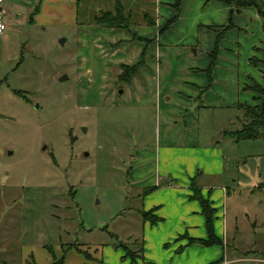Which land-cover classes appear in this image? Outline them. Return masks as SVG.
<instances>
[{
	"label": "rangeland",
	"instance_id": "obj_1",
	"mask_svg": "<svg viewBox=\"0 0 264 264\" xmlns=\"http://www.w3.org/2000/svg\"><path fill=\"white\" fill-rule=\"evenodd\" d=\"M162 1L171 5L159 0L0 3L6 26L0 34V264H65L62 253L70 264L79 258L87 264L106 245L136 263L140 252L133 246L144 233L140 212L158 202L166 206L167 191L177 193L180 208L194 204L184 182L190 196L195 186L217 209L222 246L213 245L220 256L208 264H264V138L235 141L223 134L246 120L236 102H256L242 88L238 95L232 92L226 65L218 67L221 80L212 77L204 103L197 106L174 96L166 100V83L160 80L159 86L145 55L131 53L127 64L119 60L118 53L138 41L132 34L151 28L140 25L154 21L159 6L175 12L180 2ZM184 1L186 19L194 11L212 15L209 0ZM118 3L131 21L130 31L94 21ZM254 20L245 37L233 30L227 39L216 36L212 49L200 42L197 53L210 54L216 44L217 51H227L239 35L237 49H231L237 62L233 72L245 78L253 70L261 85L263 77L246 56L253 42L258 43L253 57L264 58V34ZM160 48L189 55L198 49L188 43ZM140 60L133 75L120 79L123 65ZM145 71L156 74L152 81ZM170 106L174 120L164 115ZM188 149L198 152L189 155ZM165 150L168 157L160 160ZM200 185L208 186L204 194Z\"/></svg>",
	"mask_w": 264,
	"mask_h": 264
},
{
	"label": "crops",
	"instance_id": "obj_2",
	"mask_svg": "<svg viewBox=\"0 0 264 264\" xmlns=\"http://www.w3.org/2000/svg\"><path fill=\"white\" fill-rule=\"evenodd\" d=\"M2 1L3 0H1V2ZM209 1L211 2L212 7L209 8L207 11H209L212 15H206L204 14V11H202V15L199 16L195 14L194 11L193 15L191 17H187V19L185 18V16L181 14L183 8L182 5H184L185 2L184 0L182 1L183 3L181 4V10H180V2H181L180 0L178 6V12H176V8L174 12V9L172 8L167 9L166 6H163V8L159 6L157 9L158 12L157 18L155 16L154 23L152 25L150 24L140 25V27L142 26L143 27L145 26L146 28L151 27L149 30L139 35L141 37L152 38V41L146 46V48L144 42L135 41L134 46H131L135 48L130 47L129 50L128 49L125 50V53L124 52L118 53L120 55L119 60H122L125 64H127L130 61L131 53H134L137 56L140 54L141 57L145 48L146 62L151 65V68H152V63L154 64L156 68V73L159 76L158 77L159 83L160 80L166 83L164 86L166 90L165 92L166 94L167 93L170 94L167 95L166 100H169L174 96L173 99H177L186 103L187 102H192V104L197 103L199 104L197 106H201L204 103L202 96H205V93L208 92L209 86L212 85L213 82L212 77L213 80L216 78V76L217 79L221 80L222 73L218 67L223 65H226L227 67V69H225L226 73L227 74L230 73L231 75L230 77L231 89L234 90L232 92L237 93V95H238V90H241V88L245 90L244 87L251 86L253 82L259 84V82L254 78H252L251 76L253 70L248 69L250 71V74H245L246 76L245 78L244 77L240 78L239 74L233 72V71H237L234 70L237 63L235 62V54L233 51H231V49L234 46L229 47L230 49L227 51H221V50L217 51V54L213 56L211 53L209 54L207 52L203 54H200V52L197 53V51L200 50L198 48L200 42L202 43L203 47H205L206 49H212L214 47L216 36L222 33L221 30L223 29V27L228 25L230 22L232 26L229 27L226 31H224V33L220 34L226 39L229 37V34L233 30H236L238 33H240L239 30H242L241 33L243 34L242 37H245L246 34H248L249 32L248 29L251 28L250 24L254 19L257 22V26H259V28L261 29L262 19L258 16L254 8L244 7L241 8L239 11L232 12V7L222 1L219 0H209ZM215 1H217V3ZM159 3L161 5L164 4L171 5L170 2H163L162 0H159ZM203 8L204 6L200 8V10H203ZM162 9L163 10L166 9V11L164 12L165 15H162L161 17L159 13H161L160 11H162ZM1 10L2 7L0 6V11ZM173 17H175L174 20L169 23L166 29L160 32V30L163 27H165L167 21ZM177 27H179L178 31L175 30ZM193 27H195V34L193 31ZM233 39L236 45L234 48L237 49L239 35H235ZM222 41L223 40L221 39L220 42ZM140 43H142L143 46H141ZM182 43H188L189 45L196 46V48H198L195 49L196 54L189 55L188 52L183 54H175V53L173 54L171 48H166L163 50H162L163 47L160 48V46L163 45L165 46L170 45L173 48L177 46V44H182ZM257 44H253V42H251V46H250L251 52H247L246 56L249 61V65L253 68H256L260 73L259 75L263 77V81L261 82V85L262 87H264L263 74L260 72L258 67H255L253 64L250 63V58L254 56L253 48L257 46ZM148 48L150 49L149 51ZM235 53H236V58L238 60L240 55L237 52ZM258 56L261 55L258 54ZM212 57L214 59H212ZM154 58L156 59V62ZM222 59L225 60L224 64L220 63ZM211 60H213V62H211ZM210 65L211 68L208 73V68L210 67ZM151 68L150 70L153 69ZM148 72L149 71H145L144 74L146 76L149 75L150 81H152L153 77L156 74L154 75L153 72L152 73L150 72L151 74H148ZM218 83L221 84L220 81H218ZM159 86H161V83L159 84ZM246 91L248 93V96H250L251 99H253L252 101H255L257 104L258 101L255 100L254 93L251 90H246ZM163 94H164L163 91H160L159 96L161 97ZM211 97L213 96L210 95L206 96V98L209 99ZM235 99L236 98H234V100ZM236 103L240 104V102H236ZM244 103L250 104L247 102ZM250 105H254V104H250ZM163 111H164V115L167 118L174 120V117L172 116L174 111L173 107L171 106L168 108L164 107ZM187 151L189 155L190 153L193 154L198 152V150H193V149H188ZM165 152L167 151L166 150L163 151L162 154L159 156L160 160L161 159L165 160V158L168 157L167 153ZM180 153H182V151ZM194 165L200 166V164L193 162V166ZM199 187L202 188L203 194L205 193L204 189L208 188V186L206 185H200ZM183 188L186 191L188 190L187 199L189 201H192L194 204L192 205L191 203L183 204L182 205L183 207L180 208L177 206V201H176L177 193L175 191L174 192L167 191L164 196L167 197L166 202L169 201V203H167L166 206H164L162 203L158 202L156 203V205L152 206L157 208L156 214L159 216L160 220L157 221V223L155 224H150L148 222L142 221L141 219L144 233L141 238L140 244H137L136 246L134 244L133 246L135 251L140 252V259L136 260V263H133L128 258L122 259L121 256L123 255V253L120 250H115L112 246L106 245L105 247L101 248L99 257L97 258L94 257L96 258V261L93 260L91 262L88 261L87 264H208L209 262L216 260L220 256V252L219 249L215 248L213 245L203 246L200 244H188L190 238H196V239L205 238L206 227H205V217L201 213L200 204L198 203L197 200L191 199L189 197L191 194L189 190L190 188L186 187L185 182ZM206 198L209 199L210 203L213 206L214 204L210 196ZM213 207L215 208L214 232L222 240L223 235L220 234V225L218 224V222L216 223L217 220H215V218L218 217L217 209L215 206ZM167 210L171 212V215L167 213ZM165 220H168L167 223H165L166 222ZM161 223H165V224L162 225ZM194 228L197 229L196 231L198 234H195L190 231V229H194ZM170 231L172 232L170 233ZM175 248L179 249L181 253L179 254H177V252L175 253L174 252ZM222 250L226 252V249L224 250L222 248ZM69 258L70 256H66L64 260L65 264H70ZM97 259L99 260V262ZM74 264H84V262L82 259L79 258L78 261L74 262Z\"/></svg>",
	"mask_w": 264,
	"mask_h": 264
},
{
	"label": "trees",
	"instance_id": "obj_3",
	"mask_svg": "<svg viewBox=\"0 0 264 264\" xmlns=\"http://www.w3.org/2000/svg\"><path fill=\"white\" fill-rule=\"evenodd\" d=\"M227 5L232 7V12L239 11L244 7H252L257 12L258 16L261 17V30L264 32V0H219ZM178 2L176 3V5ZM99 16L94 17V21L99 24H103V26L107 27H116V28H125L130 31L131 21H128V16L123 12V7L118 3L111 10L105 9L100 11ZM176 12H178V7L176 8ZM175 17L171 18L167 21L165 27H163L160 32L167 28L169 23L174 20ZM154 21L149 23L152 25ZM231 22L223 27L222 33L226 31L229 27H231ZM226 29V30H225ZM220 33V34H222ZM217 35V39L221 37V35ZM132 38L135 40L144 42L145 48L152 41V38L141 37L139 35L132 34ZM145 48L142 53L141 58L145 55ZM264 52V48H263ZM213 55L217 54V44L216 47L210 52ZM212 59H214L212 57ZM141 60L133 65H123L122 73L120 74V79H127L129 76L133 75L137 69L141 65ZM213 62V60H211ZM250 63L254 66L258 67L262 65L264 68V58L259 60L255 57L250 58ZM211 68H208V73ZM259 68V67H258ZM264 76V70L261 71ZM129 75V76H128ZM245 90H251L254 93L255 100L258 101L257 104L254 105H243L238 104V107L242 108L245 112L246 120L241 124V127L235 131H226L223 132L224 135L232 137L235 141L244 140V139H258L264 138V87L259 84L253 82L251 86H245ZM193 191L195 195H191V199H195L198 201L201 207V213L205 217V227H206V237L205 238H190L188 244L198 243L203 246H211V245H222V240L216 235L214 232V214L215 208L210 203L209 199L201 196L197 187H193ZM156 207L150 208L149 210H142L140 212V217L142 221L149 222L150 224H155L160 220L159 216L156 214ZM125 246V245H124ZM118 247V246H116ZM61 259H65L64 253L61 254ZM50 264H56L55 261H52ZM86 264V263H85Z\"/></svg>",
	"mask_w": 264,
	"mask_h": 264
},
{
	"label": "built area",
	"instance_id": "obj_4",
	"mask_svg": "<svg viewBox=\"0 0 264 264\" xmlns=\"http://www.w3.org/2000/svg\"><path fill=\"white\" fill-rule=\"evenodd\" d=\"M0 2H1V0H0ZM0 12H1V11H0ZM5 28H6V26H5V24L3 23V21H2V16H1V13H0V34L3 33V31L5 30Z\"/></svg>",
	"mask_w": 264,
	"mask_h": 264
},
{
	"label": "water",
	"instance_id": "obj_5",
	"mask_svg": "<svg viewBox=\"0 0 264 264\" xmlns=\"http://www.w3.org/2000/svg\"><path fill=\"white\" fill-rule=\"evenodd\" d=\"M63 78L61 77L60 80H62Z\"/></svg>",
	"mask_w": 264,
	"mask_h": 264
}]
</instances>
